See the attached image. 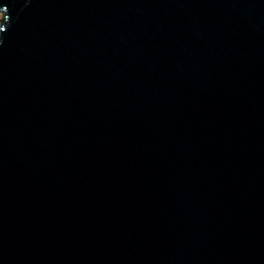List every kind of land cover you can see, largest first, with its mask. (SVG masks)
<instances>
[{"label": "water", "instance_id": "obj_1", "mask_svg": "<svg viewBox=\"0 0 264 264\" xmlns=\"http://www.w3.org/2000/svg\"><path fill=\"white\" fill-rule=\"evenodd\" d=\"M0 11V264H264V0Z\"/></svg>", "mask_w": 264, "mask_h": 264}, {"label": "rangeland", "instance_id": "obj_2", "mask_svg": "<svg viewBox=\"0 0 264 264\" xmlns=\"http://www.w3.org/2000/svg\"><path fill=\"white\" fill-rule=\"evenodd\" d=\"M1 16H4V11H0V19H1Z\"/></svg>", "mask_w": 264, "mask_h": 264}]
</instances>
